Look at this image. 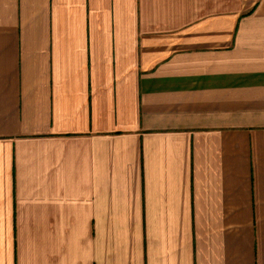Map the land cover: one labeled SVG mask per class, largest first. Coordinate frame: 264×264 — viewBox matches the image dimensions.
Instances as JSON below:
<instances>
[{"label":"crops","instance_id":"1","mask_svg":"<svg viewBox=\"0 0 264 264\" xmlns=\"http://www.w3.org/2000/svg\"><path fill=\"white\" fill-rule=\"evenodd\" d=\"M0 264H264V0H0Z\"/></svg>","mask_w":264,"mask_h":264}]
</instances>
